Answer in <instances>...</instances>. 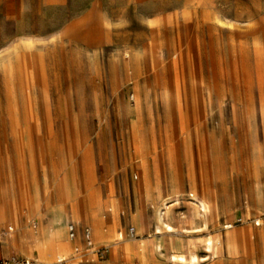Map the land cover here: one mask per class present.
I'll list each match as a JSON object with an SVG mask.
<instances>
[{"label": "rangeland", "instance_id": "374dc122", "mask_svg": "<svg viewBox=\"0 0 264 264\" xmlns=\"http://www.w3.org/2000/svg\"><path fill=\"white\" fill-rule=\"evenodd\" d=\"M1 193L0 260L264 264V0H0Z\"/></svg>", "mask_w": 264, "mask_h": 264}, {"label": "bare ground", "instance_id": "6f19581e", "mask_svg": "<svg viewBox=\"0 0 264 264\" xmlns=\"http://www.w3.org/2000/svg\"><path fill=\"white\" fill-rule=\"evenodd\" d=\"M0 197H1L2 201H3V203L7 204L10 216L14 218V215L16 214V212H13L11 210L10 204H9L7 198L3 195V193H1ZM30 207L34 208V207H36V204L33 201H31ZM199 207H200V211L199 212H200L202 218H204L205 214H207V212H208L207 211L208 210V206L206 205V203L200 202L199 203ZM3 213H4V211L2 210V208H0V218L1 219L4 218L3 217ZM159 216L160 217H158V221H161L162 220L161 215H159ZM229 227L230 226H226L224 228H229ZM63 228H64L63 222L61 223L60 228H58V229L52 228V231L54 232V241H50L48 239V237H46L45 232H43L42 235L41 234H37V235L36 234L35 235L34 234H30V235H27L25 238L32 245V247L36 250V252L38 253L39 257L42 260L45 261V258L47 256H49V254H51V251H53L52 243H54V242L57 243V251H59L60 254H61V252L63 250H65L66 244L63 241L64 240ZM164 228H165V231H167V232H171L172 231V229L169 226H167V225H164ZM156 230L159 232L160 231L159 227H157ZM157 234H159V233H157ZM102 238H103V236H102ZM226 238H227L226 242H227V246L228 247H234L238 243L237 240L235 239V237L233 238V237H230V236H228V237L226 236ZM145 251H146V254H147V252H148L147 246L145 247ZM206 252L207 253H212L213 257H215L218 254L217 248H215L214 250L212 249V244L210 243V240L206 241ZM59 257H61V256L57 255V258H59ZM189 259H190L189 257L186 258L182 254H177V255L173 254L172 256H170L169 261L177 263V264H187V263L190 262ZM194 260L195 259H193V261Z\"/></svg>", "mask_w": 264, "mask_h": 264}, {"label": "built area", "instance_id": "2783aa9c", "mask_svg": "<svg viewBox=\"0 0 264 264\" xmlns=\"http://www.w3.org/2000/svg\"><path fill=\"white\" fill-rule=\"evenodd\" d=\"M258 225L259 223L256 222L255 226H258ZM129 234L132 236L134 234V231L131 229L129 231ZM67 235H68V239L72 242L75 241L77 238V231L72 224L67 226ZM81 237L85 244L86 252L95 253L96 255H98L99 251L93 250V239H92L91 232L88 228L83 229ZM74 251L75 253H78V248H75ZM0 264H39V263L29 258L14 256L9 259L0 260Z\"/></svg>", "mask_w": 264, "mask_h": 264}, {"label": "crops", "instance_id": "0c3cea01", "mask_svg": "<svg viewBox=\"0 0 264 264\" xmlns=\"http://www.w3.org/2000/svg\"><path fill=\"white\" fill-rule=\"evenodd\" d=\"M43 231H46V232H45V235H46V237H48V239H49L50 241H54V232L52 231V228L50 229V227H48V226L46 225V228L43 229L39 234L42 235V232H43ZM52 246H53V251H57V243H56V242L52 243ZM66 247H67V246H66ZM145 247H146V245H145L144 243H143V245H139V246H138V249H141L140 252H141V255H143V256L146 255ZM19 257H23V256H19ZM25 258H27V257H25ZM29 259H31V258H29ZM32 260H33V259H32ZM35 261H36V260H35Z\"/></svg>", "mask_w": 264, "mask_h": 264}]
</instances>
